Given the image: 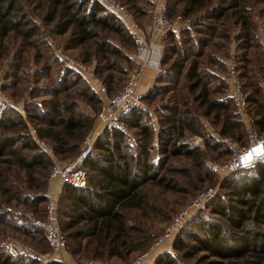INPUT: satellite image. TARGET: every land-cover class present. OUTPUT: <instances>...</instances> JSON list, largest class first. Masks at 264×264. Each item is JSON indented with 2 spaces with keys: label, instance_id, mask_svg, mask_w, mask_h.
Here are the masks:
<instances>
[{
  "label": "trees",
  "instance_id": "1",
  "mask_svg": "<svg viewBox=\"0 0 264 264\" xmlns=\"http://www.w3.org/2000/svg\"><path fill=\"white\" fill-rule=\"evenodd\" d=\"M118 1L128 5L134 18L139 11L137 4L153 6L151 0ZM255 1H167L168 19L177 14L199 16V19L195 17L192 27L182 26L180 30L178 26L164 36L167 45L157 77L165 82L164 90L173 91L180 86L189 98L182 91L183 94L170 97L173 104L164 106L168 113L160 117L161 127L156 131L157 146L152 145L154 132L143 124L139 109L119 118L127 133L131 128L137 130L136 147H131L132 150L128 151L129 145L123 144L127 133L118 129L105 128L97 137L92 152L82 165L86 170V184L84 187L65 184L58 198L59 227L66 239V250L75 260H117L124 264L146 251L153 243L152 237L140 220H129L131 211L139 210L142 214L154 212V206L144 192L146 186L156 185L165 191L177 190L179 180L175 175L191 174V168L184 164L176 166L171 161L181 158L191 160L197 176L210 182L214 173L204 166L205 153H214L213 158H223L218 161L222 162L232 152L222 141L223 137L235 140L239 146L246 144L244 123L227 95V84L223 78L226 66L219 57L226 55L231 28L236 29L237 71L247 97V112L258 132L264 133V39H260L253 20ZM257 1L262 4L259 13L264 23V0ZM88 2L0 0V59L16 48L9 45L17 43L14 60L19 63L12 62L10 67L27 65L29 60L34 63L43 60L34 73L35 76L49 78V57L41 52L42 48L49 46L39 39V24L51 26L49 33L52 35L68 34L64 48H80L78 58H75L85 63L97 60L96 75L104 82L106 95L114 96L124 84L123 75L127 74L118 60H129L123 48L106 35L112 33L120 44L127 42L125 46L134 44V41L129 33V41L123 40L121 23L99 3ZM27 10L40 19L39 24ZM177 30L183 36L180 39L175 37ZM56 58L53 62H57ZM56 64L60 68L57 72L58 88L46 91L53 98L51 114L42 111L33 114L26 108V115L31 123L37 125V138L50 145L54 156L73 159L80 153L83 139L95 124L103 98L100 99L93 87L86 83L85 87H76L78 79L84 82L79 72L62 69L60 61ZM207 66L209 70L205 68ZM12 76L14 84L10 79L6 81L5 77L2 85L5 92L18 83V77L10 72L8 78ZM213 80L219 82L218 87L210 83ZM39 88L38 92L46 90L45 86ZM153 90L155 97L161 93V86L155 84L150 92ZM219 92L221 97L216 95ZM9 93L11 97L17 95L16 92ZM189 100L199 109L201 116L217 126L215 132L218 137L211 143L197 115L189 108ZM31 104L40 108L37 102ZM5 110L0 111V237L17 233L35 243L36 236L41 234L49 248L42 228L34 222L45 215L46 197L34 194L46 188L51 167L46 159L49 154L39 147L31 134H16V131L27 127L26 122L15 112L11 115L16 119L5 117ZM185 130L203 136L207 150L204 152L197 146L190 147L179 141ZM151 151H157L160 158L154 161ZM253 167L239 168L252 170L253 174L229 177L221 183L224 198H216L210 206L211 216L195 221L193 229L180 231L172 241L173 253L160 254L155 264H264V165L255 164ZM28 209L31 210L30 218L24 214ZM5 248L0 245V264H59L58 261L39 263L37 259L13 257Z\"/></svg>",
  "mask_w": 264,
  "mask_h": 264
},
{
  "label": "rangeland",
  "instance_id": "2",
  "mask_svg": "<svg viewBox=\"0 0 264 264\" xmlns=\"http://www.w3.org/2000/svg\"><path fill=\"white\" fill-rule=\"evenodd\" d=\"M167 1H166V3H167ZM170 1L172 2V0H170ZM215 1H217V0H215ZM255 2H256V4H255L256 8H255V10H253V14H254L253 20L255 21V24H256L257 30H258V34L260 36V39L262 40L261 33L264 34V23H263V18L261 17V14L259 13V9L262 6V4H261V2H259L257 0ZM88 3H91V1L89 0ZM137 5L139 7V11L137 13V16L135 18L134 17L133 18H134V21L140 27L145 29L151 23L152 6L150 7L148 4H144V3H140ZM140 12H142L143 14H141ZM27 13H28V15L32 16L35 19V21L39 24L40 21H38V20H40V19H37L34 15H32L30 10L29 11L27 10ZM195 17L199 19V16H197L196 14H192V15L187 16V17H183V16L177 14V15L172 16L170 20L173 22H176V24L179 23V27L181 30L182 26H184V27L191 26L192 27V24L195 23V19H196ZM204 21H206V20H204ZM116 25H118L117 22H116ZM39 26L41 27V30H40V37L41 38H39V39H40V41L46 42L49 46L48 48H42L41 49V52L43 53V55L49 57L48 58V61H50L49 67L51 68L49 78H45V77H41V76H35L34 72L37 68L40 67L39 65H42L43 60H40L37 63H34L32 60H29L27 65L20 64L19 67H15V68L10 67V64L12 62L15 63L17 61V60H14L15 51L17 49V43H15L14 45H9V47L13 46L12 48H15V47L16 48L11 49L9 52V55L0 59V89H1V92L4 93L5 95H7L14 104L13 107L4 108V110L8 108L7 110H5V111H7L5 117H12L13 119H16V117H13L11 115L12 113L15 112L22 117V119L26 122L25 124L27 126L24 130L22 129V130L16 131V134L18 133V135L19 134H31L30 130H32V129L35 130L37 127L36 124L31 123L29 121V119L26 115V108H28V110L31 111V113H33V114H38L39 111H40V113H41V111L44 113H47V115L51 114L50 106L53 103V98H51V96L47 95L46 91L50 92V91H53L55 88L56 89L58 88V84H56V83H57V76H59V75L57 74V72L60 71V68H59V64H56V63L60 60L57 57V51H64L65 53H67L73 57L74 56L77 57L79 49H80V48H74V49L64 48L65 47L64 44H66L65 42H67L68 34H65L63 36L52 35L51 33H49L51 26H41L40 24H39ZM121 27L124 29L122 31L123 32L122 39L129 41V39L127 38L129 35V34H127L128 32L126 31V29L122 25L120 26V28ZM229 33L231 36L229 37L226 45H228V43L230 44V42H231V43H233V46L235 48L236 43H235L234 35L236 33V29L231 28L229 30ZM106 37L110 38L114 43L119 44L123 48L124 53L127 54V57L129 60L128 62H126L122 59L118 60L120 62L121 67L125 71H127V74L123 75V78H124L123 82H125L128 73L137 68V63L135 62L134 57H133V54H134L133 52L135 49L134 44L128 45L129 47L125 46L128 44L127 42L125 45L120 44L119 39L117 40V38H115L117 36L113 35L112 33H110L109 36L106 35ZM175 37H176V39H180L183 36H182V34L179 33V30H177ZM119 38H121V36H119ZM163 38L164 37H161L159 40L162 44V57H163L165 45H167L166 44L167 42L165 41V39L163 40ZM7 44H8V42H7ZM229 48H230V45L227 46L226 55L224 54L223 56L222 55L219 56L220 60H222V62L224 61V66H225V59L229 55L228 54ZM235 50H236V48H235ZM24 55H26V54H24ZM40 55L42 56V54H40ZM55 57H57L56 59H58L57 62H53V59ZM90 62L91 63L93 62L94 66H96V64H97L96 59H91ZM16 63L18 64L19 61H17ZM162 68L165 69V66H162ZM205 68L207 70H209L208 66ZM160 69H161V66H160ZM215 69L217 70L216 67H215ZM217 71L219 72V70H217ZM10 72H12L13 75L15 74V76L18 77V79H17L18 83H15V85L12 86V88H8L7 92H5L4 90H2V85L5 81V77H6V81H7V79H8V81L10 79V81L13 83V80H14V76L8 78ZM159 73H157V77H158ZM157 77L155 79H154V77H151V81H149L147 83L145 91L142 92L143 93L142 95H144V96H142L144 98V100H142V102L145 105V109L141 110L142 111L141 118L144 121L143 124L145 126L151 127L153 132H154V135L152 138L154 143L152 145H155V146H157L156 131L158 129H160V127H161L160 117L163 115H166L168 113V111L164 109V106L166 104H173V102L171 103V101H170V97L172 95H175V96L179 95V93L183 92L185 97L189 98V96L186 94L185 90L180 89V86L175 88L173 91L172 90H164L163 86L165 85V82H163L161 79H158ZM82 79L84 80V82L81 81V79H78V84L76 85V87H85L86 86L85 83L88 84L89 86H91L86 79H84V78H82ZM216 81L217 80H213V82H210V83H214L218 87L219 82H216ZM169 83H171V82H169ZM155 84L161 86V90H160L161 93L158 95H155V97H154V90H153V92H150V90L154 89ZM43 85L45 86L46 90L44 92L43 91L38 92L39 90H41V88H39V87L44 88ZM8 91L10 93L16 92L17 95H14L11 97L8 95V93H9ZM216 95L218 97L222 96L221 92L216 93ZM98 97H100V96H98ZM102 97L105 98L104 96H102ZM102 97H100V99H102ZM43 101H45V102H43ZM34 102H37L40 104L39 109L34 108V106H32L31 103H34ZM188 106H189V108L192 109V113L197 115L198 119L202 123V125L204 127L203 131H206L205 135L210 136V140H208L209 143H211V141H213V140H216L218 137V135L215 132V129L217 126L212 125L210 123V119L205 118L204 116H201L199 109H197L195 104L190 102V100L188 102ZM179 109H181V106H179ZM195 109H197V110H195ZM0 116H1V114H0ZM95 124H96V122H95ZM95 124L93 125V128H92V129H94L95 132L93 130H90V132L92 134H93V132H94V134L99 132V129L96 130V128L94 127ZM38 125H41V124H38ZM103 131L104 130L100 131V133L98 134L97 137H99ZM136 131H137L136 129L131 128V129H129V132L127 133V139L124 141L123 144L127 145V146L129 145L128 149H127L128 151H130L129 149L132 150V148L135 146L134 139L136 138V136H135ZM96 140H97V138L95 139V141ZM179 141L185 142V144H188L190 147L197 146L200 149H203L204 152L207 150L206 148H204L203 136L192 134V133L188 132L187 130L184 131V136L181 139H179ZM222 141H223V139H222ZM131 144H133V146H130ZM82 145H83V143H82ZM38 150H39V148H38ZM39 151H41V150H39ZM93 154L95 155L96 152H93ZM152 154H153L154 161H156V160H158V158H160V156H159L160 154L157 151H151V156H152ZM49 155H50V157H49ZM49 155H48V157H46V159L49 161V166L54 164V163L61 164V165L70 164V163L74 162L75 157H77V156H75L73 159H59L58 157L54 156L52 153H49ZM204 156H205L204 166L206 165L207 168L209 167V164L211 162H218V161L223 159V158H220V159L215 160L213 158V156H215L214 153H212L210 151L206 152ZM171 161H173L172 163L176 166H179L180 164H184V166H186V168H189V169L191 168V174L189 173V174H186L185 176L175 175V178L177 177V179L179 180V183H178L179 187L177 190H174V191H165L159 186L147 185L146 188L144 189V192H145V194H147L148 201L154 206L153 207L154 212L149 211L145 214H142L138 210V211H131L129 213V220L130 221L137 222L138 220H140L141 223L143 225H145V227L147 228L146 231H148V233L150 234V237H152L153 243L157 239V237H159V235L162 233L163 227H164L165 223H167L166 221L169 218H171L174 214L179 212L182 208L188 207L193 202V200L201 192H203L205 189H207L209 187L214 188L216 190L215 195L212 198L203 202V204H201V206H199V208H196L194 211L192 210L190 217L185 221L184 225L179 230V232L184 231V230H188V229H193L192 225L195 221L205 219V218H209L211 216L210 206L217 200L216 198H221V199L224 198L225 191H224V189H222L220 187V185H221V183H224V181L226 179H229V177L232 178V177L242 176L245 174L251 175L254 173V172H252V170L248 171L246 169H243V170L238 169V170L232 171V172L227 173V174H223V172L215 173V172L210 170L212 173H214L213 174L214 177H213L212 181L209 182L206 180H201L200 176H197L196 170L192 166L191 160L186 159V158H181V159H173ZM222 162H218V163H222ZM253 166H251L249 168L252 169V168H254ZM249 168H247V169H249ZM189 169H187L188 172H189ZM170 176L173 177L172 174ZM46 182H47L46 188L40 192L36 191L37 193L35 192L34 195L35 196H37V195L45 196L44 194H47V196H45L46 199L47 200L48 199H56L57 207H58V198H59V195H60L61 191L63 190L64 186H61L59 181H57V180H51L49 178V175L47 177ZM59 189H60V193L58 194ZM41 206L44 207L45 204H41ZM30 211L31 210L28 209L24 212L25 216L28 218L31 217ZM19 219L20 218H18V221H19ZM0 245L4 246V248L6 247L5 249H7V252L10 253L13 257L20 256L23 259L24 258H26V259H37L39 263H42V262L46 263L49 261L54 262V261H56V259L58 257H61V256L67 260H75L74 257H72L67 250L64 251V253L62 255H57V254L53 253L48 248V246H46V243L43 240V235H41V234H38L36 236V242L34 243L30 239H26L22 236H19V234H17V233L16 234L11 233V234H8L6 236L0 237ZM24 247H30L33 249V251H31L29 253H25L23 251ZM170 252L173 253V249ZM162 253H164V250H160V251L155 250L153 252V255L150 256V260L153 261V264H155V260ZM39 257H41V258L39 259ZM101 261L103 263L111 262V261H103V260H101ZM115 261L116 262H113V263H119V261L118 262H117V260H115ZM119 264H122V263L120 262Z\"/></svg>",
  "mask_w": 264,
  "mask_h": 264
},
{
  "label": "built area",
  "instance_id": "3",
  "mask_svg": "<svg viewBox=\"0 0 264 264\" xmlns=\"http://www.w3.org/2000/svg\"><path fill=\"white\" fill-rule=\"evenodd\" d=\"M90 1L99 3L131 35L135 46L133 57L137 63V68L128 73L121 89L114 96L108 97L106 95L105 84L96 75L93 62L85 63L64 51H57V57L61 62L62 69H73L79 72L100 97H105H102L103 101L95 120L96 124L94 127L96 130L99 129V132L94 134L95 131L92 129L94 131L93 134L90 132L86 135L83 140L82 149L77 157H75L74 162L65 165L54 163L50 167L49 178L59 181L61 186L69 184L75 187H84L86 184V170L82 167V164L93 150L95 139L100 131L106 128L118 129L123 133H127L125 125L119 119L120 116L137 109H145V105L141 99V93L139 92L142 76L146 70H150L153 73H159L161 71L162 44L159 40L179 26V23L176 24V22L171 21L166 16L167 0H151L153 2L152 19L151 23L145 29L134 21L128 7L118 0ZM261 38L262 40L264 39L263 33H261ZM229 45V55L225 59L226 71L223 78L227 84V95L232 99L236 112L244 123L246 144L239 146L235 140L229 137L222 138L231 148L232 153L222 163L211 162L209 169L215 173L223 172V174L255 164L264 165V133L258 132L252 119L248 115L247 97L242 90V82L238 76L235 48L233 43L230 42ZM13 106L14 104L11 99L2 93L0 89V110ZM30 133L44 152L51 153L50 145L43 140H39L34 129L30 130ZM215 192L216 190L212 187L201 192L188 207L182 208L165 223L162 233L146 251L124 264H153L150 256L160 247H162L164 252H170L172 250V239L175 238L185 221L190 217L192 210L194 211L203 202L212 198ZM59 193L60 189L58 191ZM44 195L47 196V194ZM34 222L42 228L49 249L57 255H62L66 251V239L59 227L56 199H48L46 201L44 217L37 218ZM23 251L29 253L33 249L24 247ZM56 261L59 264H119L113 262L103 263L96 259L84 261L67 260L62 256L58 257Z\"/></svg>",
  "mask_w": 264,
  "mask_h": 264
},
{
  "label": "crops",
  "instance_id": "4",
  "mask_svg": "<svg viewBox=\"0 0 264 264\" xmlns=\"http://www.w3.org/2000/svg\"><path fill=\"white\" fill-rule=\"evenodd\" d=\"M151 77H154V79L157 77V73H153L150 70H146L142 76L141 82H140V86H139V92L141 94H143L142 92L145 91L146 85L149 81H151ZM162 250L161 248H158L156 251H160Z\"/></svg>",
  "mask_w": 264,
  "mask_h": 264
}]
</instances>
